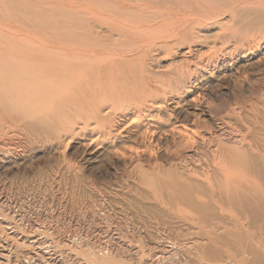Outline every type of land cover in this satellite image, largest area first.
Masks as SVG:
<instances>
[{
  "label": "bare ground",
  "instance_id": "1",
  "mask_svg": "<svg viewBox=\"0 0 264 264\" xmlns=\"http://www.w3.org/2000/svg\"><path fill=\"white\" fill-rule=\"evenodd\" d=\"M75 1L80 2H61L60 14L82 18L84 33L90 32L94 23L107 24V21L118 39L140 31L119 18L111 15L108 19L101 11H95L97 8L83 7ZM221 2L223 6L227 4V0ZM119 8L124 10L123 6ZM226 10L242 27L264 26V0H233ZM162 24L167 26V38L175 39L174 48L185 41L194 43L192 33L185 32V18L175 25ZM84 33L77 40L38 38L31 42L15 37L0 41V139L40 126L59 127L73 121L76 112L86 115L83 125L87 127L92 122L100 136L84 145V154L94 158L124 151L121 160L125 168L138 170L132 173H139L137 179L142 185L137 182L129 185L127 191L131 195L126 197L114 194L109 186L84 187L89 190L87 198L93 200L89 202L92 208L93 204H99L101 210L111 211L117 224H122L125 230L127 227L128 232L120 229L116 234L134 254L128 256L129 252L115 250L109 239L101 237L97 242L94 240L96 243L86 242L76 233L77 236L72 234V242L64 243L55 234L27 232L15 221L17 217L9 219L4 215L0 204V264H264L263 97L242 104L238 113L231 108L225 117L217 119L207 105H197L202 92L196 87L198 91L192 90L195 94L192 100L173 101L163 117L141 116L139 110L136 120L112 126L111 111L100 113L105 101L115 104L122 94L152 91L147 84L133 85L138 71L126 74V66L132 62L128 52L116 50L119 51L116 53L110 46L92 47ZM187 54L191 58L184 62L195 71L208 66L209 62L203 66L204 59L198 52L195 55L189 50ZM249 109L255 111L253 115ZM160 118L166 124L157 123ZM129 144L135 147H128ZM161 145L172 147V152L166 151L167 168L153 157L152 152ZM191 148L195 149V157L186 155ZM184 151L185 165H182L178 158ZM16 152L0 145V162L16 160L25 153ZM4 190H0V195L6 193L4 199L9 201V193ZM80 193L74 195L76 199L82 197ZM19 195L15 196L16 201H22V194ZM71 209L83 213L74 206ZM85 214L91 216L88 205Z\"/></svg>",
  "mask_w": 264,
  "mask_h": 264
},
{
  "label": "rangeland",
  "instance_id": "2",
  "mask_svg": "<svg viewBox=\"0 0 264 264\" xmlns=\"http://www.w3.org/2000/svg\"><path fill=\"white\" fill-rule=\"evenodd\" d=\"M63 1L0 0V41H10L15 37L18 40L25 39L31 42L37 41L38 38L47 41L82 39L81 34L84 33L85 28L84 20L60 14L63 11V3H61ZM79 1V3L75 2L93 10L97 8L95 11H101L99 13L105 15L106 18L112 15L125 23L140 28V31L126 34L118 39L116 33L115 35L111 33L112 24L110 26L109 21L106 22L108 25L93 22L92 30L84 33L85 36H83L90 39L89 41L94 44L92 47L110 46L115 51L128 52L132 62L127 64L126 74L131 75L138 71L136 73L138 78L133 85L136 87L147 84L152 91L141 95L138 93L134 95L122 94V98L115 104L105 101V106L100 113L106 114L111 111L110 119H113L114 122L112 126L127 125L134 119L136 120L139 110H142L141 116L158 114L163 117L173 101L186 103L192 100L195 96L192 90L198 91L197 88L201 89L199 91L203 96L197 105L200 104L199 106L203 105V107L207 105L211 115L217 119L225 117L231 108L237 110L248 101L255 102L257 97L264 99V26L250 29L242 27L236 20H232V15L226 10V7L233 0H227L225 6L222 5L221 0ZM190 2H192L191 5ZM121 6L124 7L122 11L119 8ZM184 18L185 32L192 33L190 37H193L194 43L185 41V44L181 43L174 48L175 39L167 38V26L162 23L175 25L179 21H184ZM225 33L229 36H224ZM189 50L195 55L198 52V56L204 59L203 66L209 62L208 66L202 71H195L194 67L186 65L184 60L191 58L187 54ZM118 52L116 51V53ZM158 106L161 107L157 108ZM46 111L53 114L50 109H46ZM249 111L252 115L255 112L251 109ZM74 118L73 121L59 127L40 126L36 129L21 130L19 133L8 135L10 137L6 136L3 137L4 139H0V145L7 150L10 149L11 152L25 151L21 158L0 162V190L8 191L7 198H10L9 201H5L6 193L3 192V197L0 195L2 199L0 204L6 208H1L2 212L4 215H8L9 219V216L13 217V215L17 217L15 221L21 229L27 230V232L39 230L44 234H55L58 238L60 236V241L64 239L62 241L64 243L72 242L76 233L86 242L96 243L101 237L109 239L115 250L129 252L128 256H131L134 252L130 251L129 245L123 243L116 234L120 229L125 230L123 225L117 224L110 213L111 211L98 208L99 204H93L92 208L89 202L93 200L87 198L86 194L89 190L84 187L89 185L88 188L95 189L96 185L109 186L113 189L114 194L126 197L131 195L127 191L129 185L136 182L141 184L137 179L139 173L134 172L133 174L135 169L132 167L125 168L124 162L121 160L124 151L116 153L117 155L105 153L95 156L96 158L87 157L88 154H84V145L91 139L98 138L99 130H94L92 122L85 127L83 122L87 118L82 113L76 112ZM164 122L165 120L160 118L157 123ZM132 130L134 129L132 128ZM229 137L233 139V136L229 135ZM111 140L115 141L114 138ZM128 147H135V145L129 144ZM167 150L169 153L172 152V147L170 146L168 149L166 145H161L152 152L156 161L158 160L165 168L168 167L166 161L169 160V157L166 156ZM194 152L195 149L191 148L187 150L186 155L195 157ZM182 155L178 161L185 165V151ZM141 157L147 159L144 156ZM87 158L90 161L85 163L83 159ZM137 159L139 158L137 157ZM137 159L135 158L134 161L137 162ZM209 177L210 180H213L212 174H209ZM19 193L22 195L20 196ZM76 193H80L82 197L76 199L74 196ZM17 194L22 201L15 200ZM54 196L58 198H54ZM101 202L103 201L101 200ZM4 203L6 204L4 205ZM70 205L75 209L82 210L83 213L75 212ZM87 205L91 211L90 217L85 214ZM32 225L34 228L31 229ZM62 231H66V233ZM125 231H129L127 227ZM69 239L70 241H68ZM87 239L89 240L87 241Z\"/></svg>",
  "mask_w": 264,
  "mask_h": 264
}]
</instances>
